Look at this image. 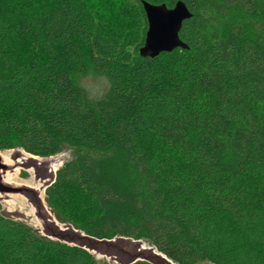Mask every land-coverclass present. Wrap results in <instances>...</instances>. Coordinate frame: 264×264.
I'll return each mask as SVG.
<instances>
[{"label": "trees", "instance_id": "trees-1", "mask_svg": "<svg viewBox=\"0 0 264 264\" xmlns=\"http://www.w3.org/2000/svg\"><path fill=\"white\" fill-rule=\"evenodd\" d=\"M0 0V150H73L45 190L96 241H147L176 264H264V0ZM192 17L142 57L143 2ZM103 77L94 98L81 79ZM0 264H108L2 213ZM132 264H153L138 260Z\"/></svg>", "mask_w": 264, "mask_h": 264}, {"label": "rangeland", "instance_id": "rangeland-1", "mask_svg": "<svg viewBox=\"0 0 264 264\" xmlns=\"http://www.w3.org/2000/svg\"><path fill=\"white\" fill-rule=\"evenodd\" d=\"M112 4L109 7L107 0H94L93 10L100 17L119 22L118 8ZM81 83L94 98L104 95L109 87L105 78L93 75L82 78ZM73 155V150L67 146L59 154L47 158L33 156L22 149L0 150L2 213L25 223L41 236L69 245L83 246L100 263L129 264L148 260L153 264H176L147 241L122 237L112 241H96L57 220L45 201V190L55 179L57 171Z\"/></svg>", "mask_w": 264, "mask_h": 264}, {"label": "water", "instance_id": "water-1", "mask_svg": "<svg viewBox=\"0 0 264 264\" xmlns=\"http://www.w3.org/2000/svg\"><path fill=\"white\" fill-rule=\"evenodd\" d=\"M143 8L148 30L144 45L140 49L142 57L154 59L162 53H170L178 48L188 49L179 36L183 23L192 17L183 1H178L173 8H168L166 4L154 5L143 2Z\"/></svg>", "mask_w": 264, "mask_h": 264}, {"label": "snow or ice", "instance_id": "snow-or-ice-1", "mask_svg": "<svg viewBox=\"0 0 264 264\" xmlns=\"http://www.w3.org/2000/svg\"><path fill=\"white\" fill-rule=\"evenodd\" d=\"M82 3L89 9L94 7V0H82Z\"/></svg>", "mask_w": 264, "mask_h": 264}]
</instances>
